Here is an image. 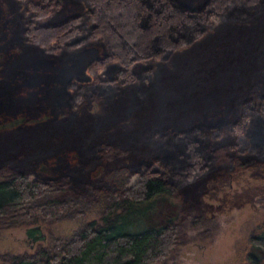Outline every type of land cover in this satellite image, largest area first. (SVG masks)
I'll list each match as a JSON object with an SVG mask.
<instances>
[{
  "label": "trees",
  "instance_id": "16d2710c",
  "mask_svg": "<svg viewBox=\"0 0 264 264\" xmlns=\"http://www.w3.org/2000/svg\"><path fill=\"white\" fill-rule=\"evenodd\" d=\"M17 1L24 5L17 43L0 4V131L53 123L129 87L143 94L198 44L264 12V0ZM260 71L230 121L224 109L194 113L193 96L177 103L188 104L184 124L129 133L148 145V156L134 162L105 169L107 141L52 147L29 168L14 158L1 162L0 229L38 224L47 240L30 252L0 253V264L163 262L185 241L172 199L178 189L218 166L264 158V62ZM90 166L99 184L91 197L74 194ZM92 206L95 218L66 236L50 233L51 224ZM248 242L247 261L264 264V218Z\"/></svg>",
  "mask_w": 264,
  "mask_h": 264
},
{
  "label": "rangeland",
  "instance_id": "374dc122",
  "mask_svg": "<svg viewBox=\"0 0 264 264\" xmlns=\"http://www.w3.org/2000/svg\"><path fill=\"white\" fill-rule=\"evenodd\" d=\"M0 4L11 18V38L17 43L24 5L17 0H0ZM263 62L264 12L254 20L230 23L220 34L198 44L177 71L162 73L157 86L143 94L129 87L106 99L88 100L76 114L62 115L53 123L0 131V163L14 158L22 167H34L52 147L103 141L111 148L105 169L134 162L148 156V145L129 133L147 135L155 128L184 124L190 112L188 104L177 105L179 100L194 96V113L224 109L226 119L232 120L240 98L260 81ZM91 167L83 173L85 185L74 194L92 196L99 181L90 175ZM263 198L264 158L233 168L218 166L184 184L172 199L179 208L178 219L184 223L180 238L185 241L175 245L163 262L154 264H250L246 259L248 236L264 218ZM96 212L92 206L81 217L51 224L49 231L53 236H66L95 218ZM198 215L205 222L188 224ZM46 240H30L24 226L2 228L0 253L30 252Z\"/></svg>",
  "mask_w": 264,
  "mask_h": 264
},
{
  "label": "water",
  "instance_id": "95a60500",
  "mask_svg": "<svg viewBox=\"0 0 264 264\" xmlns=\"http://www.w3.org/2000/svg\"><path fill=\"white\" fill-rule=\"evenodd\" d=\"M26 237L30 240L39 239L40 241L45 240V233L41 230V227L38 224L31 225L24 228Z\"/></svg>",
  "mask_w": 264,
  "mask_h": 264
}]
</instances>
